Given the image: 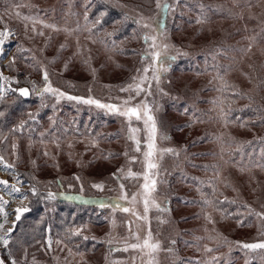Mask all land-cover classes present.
Segmentation results:
<instances>
[{
	"label": "rangeland",
	"instance_id": "rangeland-1",
	"mask_svg": "<svg viewBox=\"0 0 264 264\" xmlns=\"http://www.w3.org/2000/svg\"><path fill=\"white\" fill-rule=\"evenodd\" d=\"M194 1L195 4L188 0H179V6L176 8L175 14L188 18L192 23L185 31H179L174 37L171 36V39L176 43H180L181 38H183L186 43H190L191 46L186 48L187 51L193 53L194 58L190 57V60L201 58L202 64H205V54L211 44L218 43L224 47L239 48L246 46L250 42L248 37L255 36L253 47L247 54L241 57L238 52L230 53V55L236 56V61L233 63L232 71L225 78L240 91L247 94L254 90V87L260 85L262 89L261 93H259L264 96V83H261V81H264V36L260 33L261 31L264 33V23H262L264 21V8L260 6L261 0ZM166 2L175 4L176 0H166ZM9 3L30 4L32 7H22L19 10L25 14H38L48 22L56 23L61 27L67 25L75 29L77 24L80 25L79 31L73 35L63 31L56 32L48 28L43 29L45 35L50 37V40L49 46L41 59L56 55V50L61 43L69 45L62 51L57 60L49 65V71L53 84L73 95L88 96L91 94L103 102L120 104L122 102L120 98L127 96L128 93L121 92L119 87L127 83L131 76L135 75L137 68L142 72L143 68L150 63V60L141 61L138 56V52L145 49L146 46L140 43L139 39L132 38V30L137 26L131 20L125 22L122 29L130 32L131 40L133 41L128 42L129 47L127 49H135L136 55L129 54L123 61L125 66H127V70L123 73L119 70L114 73L111 71V69H114L112 64L105 63V59H103L105 54L103 47L105 48V46L99 41V37L101 32L107 29L101 24H105L106 21L113 23V20L118 19L123 12L135 15L131 6L142 3L145 11L155 12L154 0H4L1 4L3 5L2 8ZM249 3L253 5L251 9L248 8ZM201 4L205 5L206 10L210 9L207 11L208 20L202 25L195 23ZM85 5L88 6L90 21H95L98 17L100 19V23L93 29L95 32L93 40L95 42L87 39L89 33L86 30L83 18ZM121 5H129V7L122 8ZM106 6L109 8H106ZM100 12H104L105 15L100 17ZM172 17L171 15V20ZM10 24L12 27L22 31V23L20 21L12 19ZM41 27V25L37 24V28ZM87 27H91V24ZM107 30L109 31L110 29ZM138 31L141 30L138 29ZM77 38H79L80 45L83 46V57H90L88 64H85L81 57L73 58L71 56L76 48ZM23 42L40 56L38 48L43 46L44 37H37L33 42L26 40ZM14 45L15 40L11 41L9 47L14 50ZM179 58L182 59L184 57L181 56ZM65 61H68L66 69ZM121 61L119 59L120 64L123 65ZM175 62H172L171 69L164 74L165 78L161 82V87L171 91L173 94H175L177 89H181V100L174 101L170 96H162L157 93L154 81L152 91L155 95L148 97L149 100L157 97L158 102L163 99L167 100L170 104L169 109H175L180 113L177 118L172 116L173 114L171 113L164 115L166 121L170 122L168 119L173 121L174 118L176 121H173L175 123H167L165 121L160 130L169 139L157 137L158 148L174 147L180 153L178 157L171 153H164L158 161L160 175L157 180L160 183L157 184V200L164 201V197L167 196L168 201L165 206L170 208L171 212L162 213L156 208H152L149 212V221H136L134 217H130L129 214L124 213L120 209L114 211L112 207L101 208L98 204L100 200H103L107 205L112 202L113 198H119L120 182L125 184L129 194L137 191L143 182L142 177L133 179L122 176L121 181H117L111 176V173L122 164L131 166L134 171L143 170V152H136L132 142L126 138L127 121L124 117L99 109L95 105L77 104L75 101L67 99L59 101L55 112H53L52 104L56 103V101L51 96L44 101V107L40 106L41 99L35 94L31 95V104H25L17 94L13 93H8L6 98L0 101V112L3 113V115H0V135L8 136L7 145H0V154H3L9 163L15 165L16 173L21 174V192H27L31 183L37 186L40 195L42 191L51 190L68 191L69 193L66 194H71L70 196L81 195L84 197L83 200L74 199L79 204L78 208L69 209L65 206L67 209H61L60 204H43L40 195L33 197L29 193V199L24 200L23 203L30 205V209L33 210L25 213L20 222L27 223L29 219L35 218L32 224L35 228H38L41 225V217L50 219L60 216L64 220L63 223H66L65 220L70 218L66 225L62 223L55 225V232L52 231L50 225L46 224L41 238L37 237L36 230L32 231L35 235L33 234L31 238V245L34 247L28 249V260L30 263L33 256H35L37 264H57L53 257L59 256V264H63V258L68 256L67 248L63 244L57 245L55 243L56 239H67L65 229L85 224L86 227L82 229V232L89 239L84 241L80 238L75 241V243L79 244L80 250L85 253V264H133L132 256L136 257L135 264H141L139 250H122L123 244L120 242L125 238H129L130 242H135L134 238L128 236L129 229L126 223L128 219L134 221L132 231H137V225H140L141 237L146 234L150 223L153 238L159 239L162 247L168 246L170 238L178 239V243L175 245V253L164 251L158 253L159 264H177V261L184 262L187 260L194 262L196 258H199L203 264H210L213 257H216L220 264H223L224 259H228L229 264H245L246 261L247 264H253L254 259L257 261L262 259L264 262L262 257L264 250L259 249V253L262 255H258L256 253L258 249L251 251L242 250L235 243L236 241L254 242L264 239V235H261L258 219L251 215L254 217L255 228L248 225L235 233L237 227L228 222L220 221L216 212L209 209L207 211L212 214L216 223L215 225L208 223L203 218L199 203H196L201 197L196 189V182L192 180V177H198L207 181L212 176L211 171L205 173L202 167L194 165L202 166L219 163L221 172L229 183L225 187L222 182L218 181L215 193L221 195L220 199L222 200H224V197H227L228 201L236 200L235 204L226 202L228 206L227 212L231 213L229 216L235 215L231 204L235 210H239V214L245 213L249 215L248 210L243 208L244 204L251 205V208L256 211H264V207H262L264 205V168L253 166L245 171H240L236 165L230 162L232 159L237 161L243 159L246 163L250 160L255 163L261 162L262 155H264V144H258V141H253L252 136L244 134L237 128L232 127L231 124L227 128L223 127L222 122L215 118L217 107L212 101L219 98L221 93L215 90L218 82L213 80L214 72H204L202 70L200 75H197L194 71L181 72L177 78V87L172 89L169 86V80L173 78L171 71L173 68L175 71L182 69L177 68L179 65H176L177 62ZM208 62L209 64L211 63L210 57ZM218 62L225 65L230 63L223 56L219 58ZM249 65H252V67H249ZM20 69L19 72H10L5 69L4 75L18 76L21 81L18 86H25L23 81L29 73L31 74V80L40 81V73L26 67L22 61L20 62ZM92 69H95V78ZM150 74L151 70L149 71ZM209 81H212V83H209ZM16 86L13 85V87ZM89 88H91V93H89ZM185 88L186 93L183 91ZM183 104L194 105L197 115L201 117L203 122L194 123L191 127L185 126L190 120V115L184 114ZM18 106L25 110L22 112L23 117H20L14 124L13 122L11 123L9 117L11 112L16 111L15 109ZM18 111L20 110L18 109ZM42 111L46 112L44 116L41 114ZM29 113L42 115V120L36 119L34 126L32 124L33 121L29 118ZM162 113H164V109L160 107L157 114L163 117ZM50 117L54 119V125ZM22 120L27 121L24 132L21 133L17 128L13 137L10 129L16 124L19 125ZM133 126L141 129L138 133L142 141L141 148H146L143 143L145 139L143 122L135 121L134 119ZM49 132L52 135H48ZM30 133L34 135V138H32ZM41 133H44L43 138L46 141L44 144L40 143ZM221 133L225 134V139H228L229 135L233 138L224 145L223 159H221L220 144L212 139L213 135ZM190 136L192 138L195 137L197 140H195V143L197 142L199 146L187 149ZM201 137H207V139L201 140ZM13 138L18 144L19 159L11 155L10 144ZM54 138H59V148L50 142ZM30 139L32 141L31 144ZM93 140L96 141L95 144L92 143ZM69 143H71V147H69ZM184 146H187L186 150ZM128 148L131 149L130 155H136L141 159L129 164L123 155ZM45 149L49 153L48 156L43 155ZM108 153H112L114 158L105 159ZM249 154L253 155L250 157ZM30 160H34L35 164L31 163ZM78 160L84 162L83 167L77 166L76 161ZM89 161H91L90 165L88 164ZM73 173H78L82 177L83 192H81L80 182L72 178ZM14 174L11 170L5 171L0 166V179L12 182ZM58 178L60 180L59 184L56 183ZM50 181L52 183H49ZM101 181L105 184L103 190L91 187L93 182ZM69 184L72 185L71 188H69ZM203 188L210 195H215L211 186L207 183L203 185ZM234 188L236 191L233 190ZM254 189L255 191H253ZM5 199H9V197L5 196ZM185 201H192V203H185ZM19 203L18 199L11 200L8 210L11 211ZM120 203L126 204L127 202L121 200ZM137 208L142 212V202L137 205ZM159 216L166 218L170 216L171 224H160L157 219ZM197 216L199 218H195ZM113 217L116 220L114 227L110 223ZM11 219L12 217H10ZM37 221H40V223L37 224ZM201 224L204 227L203 229H200ZM205 228L209 230L215 228L216 231L206 232ZM109 232L111 233L110 236L106 235ZM177 233H179L178 236ZM217 234L221 236L219 242L207 239L209 235ZM48 236L53 239L52 251H46L45 238ZM198 236L204 237L198 242L201 248L200 251H197L194 246L189 247L185 244V241H193L195 243V237ZM33 237H35V240L41 241V243H35ZM92 237L96 239H92ZM223 238L230 241L231 245L224 243ZM108 239L113 240L112 246L117 248V251H108L109 245L106 242ZM205 244L215 250L211 252L203 251ZM72 246L74 247L75 244ZM60 248L64 249L63 252L59 251ZM106 255L108 256L107 262L105 261ZM68 259L72 261V264L80 261L79 256H68ZM144 261L146 264V257ZM255 264H260V262Z\"/></svg>",
	"mask_w": 264,
	"mask_h": 264
},
{
	"label": "snow or ice",
	"instance_id": "snow-or-ice-1",
	"mask_svg": "<svg viewBox=\"0 0 264 264\" xmlns=\"http://www.w3.org/2000/svg\"><path fill=\"white\" fill-rule=\"evenodd\" d=\"M155 12L145 11L144 5L137 4L131 6L135 15H130L127 12H123L118 19L113 20L114 25H118L119 27L114 28L112 32L106 33V38L101 40L100 42L105 45V47H109V42L107 38L111 39V47H115L117 41L114 39L116 32L120 31L123 28L125 22L131 20L137 27L132 30V38L133 39H142L143 44L146 48L139 53V57L141 61L150 60L148 66L143 68V71L139 68L136 69L135 75L129 78V81L119 87L121 92H127L128 95L120 98L121 103H111V102H103L98 98L93 97L91 94L88 96L83 95H73L70 92L61 89L53 84L51 79V74L49 71V65L54 63L59 55L65 50L69 45L67 43H61L59 48L56 50V55L52 57H44V52L49 46L50 37L45 35L43 31L44 28L52 29L53 31L59 32L63 31L69 35L75 34L80 29V25L77 24L76 28H70L67 25L61 27L60 25L52 22H48L47 20L40 17L38 14H25L21 12L19 9L22 7H32L30 4H18V3H9L2 10H0V101H3L6 98L8 93L19 94L21 97H29L32 94H35L37 97L41 99V107H44V101L49 97H53L56 103L52 104L53 112L56 110V105L59 101L63 99H67L69 101H75L77 104L83 103L87 105H95L99 109H104L107 112L117 114L121 117H124L127 121V130H126V138L132 142V145L135 147L136 152H143V170L142 171H134L131 166H126L124 164L120 165L115 169L114 172L111 173V176L114 177L117 181H121L122 176L138 179L142 177L143 182L140 184L137 191L128 193L125 184L123 182L119 183L120 196L119 198H113L110 204H105L103 200L98 202L99 207L104 208L106 206L112 207L115 211L116 209H120L124 213L129 214L130 217H134L136 221H149V212L152 208H156L160 212H171L170 208L165 206V203L168 201V197H164V201L157 200V184L160 183L157 180V177L160 175L159 172V159L162 158L164 153H171L175 156H179V151L174 147L167 148H158L157 147V137L159 136L161 139H169V137L163 134L160 130L163 127V118L158 116V112L160 110V104L155 99L149 100V96H154L155 94L152 91L153 81L155 82V88L157 93L162 96H170L174 101H180L182 90L177 89L175 94L171 91H167L165 88L161 87V82L165 78L164 74L167 73L171 67L172 62L176 61L179 57H193V53L186 50L187 47H190V43H186L183 38H181L180 43H176L171 39L172 32L168 27V17L171 13L173 16L172 23L176 26V31L180 30V26L175 22V11L179 6V0H176L175 4H171L166 2V0H154ZM260 6L264 8V0H261ZM122 8H127L129 5H121ZM253 5L251 3L248 4V8L251 9ZM38 8V6H37ZM200 11L197 13V17L195 20L196 24H204L208 20L207 11L205 5L201 4L199 6ZM39 11V10H38ZM104 12H100L99 16H104ZM7 17V18H6ZM83 18L86 26V30L89 35L87 39L93 40L95 36L96 25L100 23L99 17L95 21H90L88 6L85 5V11L83 13ZM12 19H16L22 23V31L18 30L11 26L10 21ZM192 23V21H189ZM264 23V21H262ZM37 24L41 25V28H37ZM91 24V27H87ZM141 30V31H138ZM37 37H44L43 46L38 48L40 56L36 54L32 50V48L26 46L23 41L33 42ZM127 39V37H125ZM249 43L246 46H242L239 48L232 47H224L218 43L211 44L205 54V66L204 72H214L213 80L218 82V86L215 90L221 93L219 98L214 99L212 102L217 107V115L216 119L222 122V126L227 128L230 123L233 122V109L230 107H225V103L229 100H235L238 97L247 96L249 100H252L251 96H248L247 93L240 91L234 84H231L225 77L226 75L232 71L233 63L236 61L235 55H230V53H240L241 57L247 54L253 47V42L255 41V36L248 37ZM15 40L14 50L9 47L11 41ZM95 42V40H93ZM129 54L136 55V50L131 49L128 50ZM174 53V54H173ZM71 56L81 57L83 58V62L85 64L89 63L88 58L83 57V46L80 45L79 38H77L76 48L72 52ZM223 56L225 59L230 61L229 64H221L219 63V58ZM211 58V63L209 64L208 60ZM26 67L31 68L33 71H38L40 73V81L30 79V73L28 76L24 78L25 86L20 85L21 81L18 76H6L4 75V70L7 69L10 72L16 71L19 72L20 62ZM47 61V62H45ZM68 67V61H65V69ZM252 67V65H249ZM151 70V74L149 75V71ZM93 75L95 74V69H92ZM197 75H200L201 72L197 71ZM95 78V75H94ZM172 81L169 80V84ZM212 83V81H209ZM264 83V81H261ZM13 85H17L13 87ZM186 93V88L183 90ZM89 93H91V88H89ZM224 93H230L229 96L223 95ZM139 97V99H138ZM249 107V106H245ZM183 112L186 115H190L189 122L185 125L187 127H191L194 123L203 122L201 117L197 115V110L194 105L183 104L182 105ZM256 117L260 125L264 126V107L257 108L255 110ZM0 115H3L0 112ZM29 118L35 122L37 119L36 115L29 113ZM142 121L143 122V131L145 132V139L143 143L146 145V148H141V139L138 136V133L141 131L140 128L133 126V120ZM251 120V118H247ZM50 120H53V125L55 121L52 117ZM235 122L240 124L241 127L250 126L249 123H241L240 118H235ZM27 125V121L22 120L19 125H14L10 132L15 136V132L17 128L21 133L24 132L25 127ZM67 131V130H65ZM48 135H52L51 132ZM44 133H41L40 143L44 144L46 141L44 140ZM207 139V137H201V140ZM212 139L220 144V153L221 159H223L224 153V145L231 141L233 138L229 135L228 139H225V134L221 133L219 135H213ZM259 139L264 140V137H260ZM8 136L0 135V145H7ZM55 144L57 148L60 147L59 138H54L50 141ZM32 143L30 139V144ZM93 144L96 143L95 140L92 141ZM251 143V141H249ZM69 147H71V143H69ZM185 150L187 146H184ZM11 155L19 159V151L18 144L13 138L12 143L10 144ZM130 148L126 149L123 155L126 158V161L130 164L131 162H135L140 157L136 155H130ZM43 155L48 156L49 153L47 149H45ZM253 154H249L251 157ZM114 158L112 153H108L105 159ZM31 163L35 164L34 160H30ZM232 164L236 165L240 171H245L249 167H260L264 168V155H262L261 162L255 163L253 161L245 162L243 159L237 161L232 159L230 161ZM78 167H83L84 162L81 160L76 161ZM91 164V161L88 162ZM0 166L3 167L5 171L11 170L15 174L13 175L12 182L8 180L0 179V264H30L28 260V247L26 246L27 241L22 236H16V229L18 227V223L24 217V214L29 212L30 205H26L23 203L24 200L29 199V193L33 197L40 195L38 192V188L35 184L29 185L27 192H21L20 185L22 183L20 179V173L15 172V165L13 163H9L8 160L5 159L3 154H0ZM196 167H202L205 172L211 171L212 176L207 180H201L198 177H192V180L195 183L196 189L201 197L199 203L201 208V213L203 218L210 224L215 225L216 220L212 216L210 212L207 211L208 208H212L217 211H221L222 215H224L223 210L219 207L223 202H229L232 204L236 203V200L228 201L227 197H224V201L217 200L207 193V191L203 188V185L207 183L211 186L213 193L217 191V182H222L225 187L228 186V179L223 176L221 172V166L219 163H214L212 165H194ZM58 167V165H57ZM155 170V171H153ZM73 179L80 182L81 192H83V181L82 177L78 173H73ZM49 183H52L51 181ZM57 184L60 183L59 178L56 181ZM69 188L72 187L71 184L68 185ZM91 187L98 190H103L105 184L103 181L101 182H93ZM236 191V189H233ZM255 191V189L253 190ZM57 195L64 196L63 192L56 193L51 190L47 191L46 195H40V198L45 201H52L56 198ZM5 196L9 197V199H5ZM68 199L75 200H83L84 197L81 195L68 196ZM18 199L20 201L11 211L8 210L11 200ZM126 201V204H121L120 201ZM87 202V201H85ZM96 202V201H93ZM142 202L143 210L142 212L137 208V205ZM185 203H192V201H185ZM264 207V205H262ZM243 208L248 210L249 215H254L258 221L261 230V235H264V211H256L251 208V205L244 204ZM239 211V210H238ZM231 215V213H228ZM10 217L12 219L10 220ZM199 218V216L195 217ZM43 219V217H41ZM160 224H171V217L159 216L157 217ZM40 221H37L39 224ZM111 225L114 227L116 224V220L113 219L110 221ZM128 225V236L130 238H134L135 242H130L129 238H125L120 243L123 244V251L139 250V255L141 257V264H145L144 258H147L146 264H159L157 259V255L159 252L164 251L168 253H175V245L178 243L177 238H170L168 241L167 247L161 246V241L159 239L153 238V233L151 231L150 223L146 234L141 237L139 228L140 225H137V231H132V225L134 221L132 219L126 220ZM237 224L242 225L243 220L237 219ZM86 227L85 224H80L78 226L69 227L65 229V234L67 239L61 240L59 238L56 239L55 243L57 245L63 244L65 248H67L68 256H79L80 261H77L76 264H85V253L80 250L79 244L75 243L77 239L82 238L84 241H87L89 237L84 235L82 229ZM205 231L215 232L216 229L212 228L211 230L205 228ZM110 232L106 235L110 236ZM179 233H177V236ZM92 239H96L92 237ZM204 239V237H195V243L193 241H185V244L189 247H196L197 251H200L201 248L199 246V241ZM210 241H217L221 239L220 234L217 235H209L207 237ZM35 243H41V241L35 240ZM107 244L109 245V252L117 251L118 249L113 247V240L108 239ZM223 242L231 245V242L226 238H223ZM45 243L47 245L46 251H52L53 239L51 236L45 238ZM237 245L241 247L242 250H264V239L256 240L254 242H244V241H236ZM75 244L73 247L72 245ZM43 246V245H42ZM63 248H60L59 251L63 252ZM212 247L208 244L203 246V251L211 252L214 251ZM231 250V248H230ZM68 256L63 258V264H72V261L68 259ZM54 260L57 261V264L60 262L59 256H54ZM133 264H135V256L131 257ZM105 261H108V256H105ZM31 264H36L35 256H33ZM177 264H203L199 258H196L193 262L192 260H187L184 262L177 261ZM210 264H220V261L213 257ZM223 264H229L228 259L223 260ZM247 264V261L245 262Z\"/></svg>",
	"mask_w": 264,
	"mask_h": 264
},
{
	"label": "trees",
	"instance_id": "trees-1",
	"mask_svg": "<svg viewBox=\"0 0 264 264\" xmlns=\"http://www.w3.org/2000/svg\"><path fill=\"white\" fill-rule=\"evenodd\" d=\"M188 1L192 2L193 4H195L194 0H188ZM3 2H4V0L3 1L0 0V10L3 9L2 8L3 5H1ZM106 8H109V7L106 6ZM171 15L172 14L170 13L169 16L171 17ZM170 17H168V27H169L170 31L172 32V36L173 37H174V35L177 32L185 31L186 29H188L189 26H191V23H189L188 18H185V17L179 16L178 14L177 15L175 14V22H176V24H178L180 26V30L176 31V26H175V24L172 23L173 17H172V20H171ZM169 18H170V20H169ZM101 26H105V27H107V29H110V30L108 31L106 29V31L101 32L100 37L98 36L99 37V41H101V40L106 38V33L112 32L114 28L119 27L118 25H114L111 21H106L105 24H101ZM260 33L264 36V33L262 31ZM125 37H127V40L125 39ZM107 39H108V42H109V47H105V48L103 47V49L105 51L103 59H105L104 61H105L106 64H108V63L112 64L114 69H111V71H113L115 73V72H117V70H119L121 73H123L125 70H127V66H125L123 61L129 55V51L127 49L129 47L128 46V42L133 41V40H131L130 32L129 31L127 32V30L122 29V28H121L120 31L116 32L114 39L117 41V43H116L115 47H111L110 46L111 45V39H113V38H107ZM139 42L143 44L142 39H139ZM143 50H141V51H143ZM141 51L138 52V56H139V53ZM119 59L122 60L121 63L123 65L120 64ZM190 59H191L190 57H184L182 59L178 58L176 60V62H177V63L175 62L176 65H179V66H177V68H182V69H180L178 71H175L174 68L172 69V71H171V74L173 76V78H171L172 84H169V86L172 89H173V87H177V78L179 77L181 72H185V71H194V72L200 71L201 72L204 69L205 64L204 63L202 64V62L200 60L201 58H199V59L195 58L193 61H191ZM191 68H193V70H191ZM261 89H262V87L260 85H258L257 87H254V90H252L248 94V96L252 97V100H249L247 98V96H242V97L236 98L235 100H229L224 105L226 108L230 107L231 109L234 110L233 111L234 119H233V122L230 123L231 126L237 128L239 131L243 132L244 134H248V135L252 136L253 137L252 140L255 141V142L258 141V144H264V140L259 139L260 137H264V126L259 124L258 119L256 117V112H255V110L257 108L264 107V96L260 95ZM223 95L229 96L230 93H224ZM20 98L25 102V104H28V103L31 102V95H30V98L28 100H25L22 97H20ZM154 99L156 101H158L157 97H155ZM159 104L164 109V113H162V115H163V117H162L163 118V124L166 121L165 120L166 118H165L164 115H168L169 113H171V114H173L172 116H174L175 118L179 117L180 113L177 110H175V109L170 110L169 109L170 104H169V102L167 100L163 99V100H161L159 102ZM245 106H249V107H245ZM14 108H15V105H14ZM18 109L20 111H18ZM15 110L16 111H12L11 112V116L9 117V120H11V123L13 122L14 124H15V122L18 119H20V117H23L22 112L25 109H23L22 107L18 106ZM41 114L44 116L46 114V112L42 111ZM42 115L37 114L36 115L37 119L42 120ZM237 117L240 118V121H241L242 124L243 123H249L250 126L241 127L240 124H237L235 122V118H237ZM175 118H174L173 121H176ZM247 118H251V120H248ZM168 120L171 123H175V122L171 121L170 119H168ZM166 122L170 123L168 121H166ZM32 124L35 126L34 122H32ZM81 124H82V122H81ZM65 125L67 126V124H65ZM30 135L32 136V138H34V135H32L31 133H30ZM173 139H174V137H173ZM195 140H196L195 137L192 138L190 136L189 142L187 143V146H188L187 149H191L194 146L195 147L199 146V144L197 142L195 143ZM191 141H193V142H191ZM106 143H107V141H106ZM53 192H56V193L63 192L65 195L64 196L57 195L56 198L54 200H52V201H45V200L41 199L43 204L51 205L53 203H57V204H60V208L61 209H63V208L67 209L65 206H67L69 209H76V208L79 207V204H77L74 201V199H68L67 198L68 196L71 195V194H66V193H69L68 191H53ZM46 194H47V191L46 192L42 191L41 195H46ZM210 196H212L213 198H215L217 200L224 201V200L220 199L221 195H218L216 193H215V195H210ZM219 207L222 208L224 215H222L221 211H217V210H214L212 208H208L207 210L210 209L211 211L216 212V215L218 216L217 218L220 221L228 222L229 224H233L234 227H237L235 233L238 232L239 230H241V228H244V227H246L248 225H250V227H254L255 228L256 224L254 222V217L253 216L247 215L245 213L244 214H239L238 213L239 211L235 210L233 208L232 204H231V207H232V210L235 212V215L229 216L228 212H227L228 206L226 205V202H223ZM31 210H33V209H31ZM69 219L70 218L66 219L65 220L66 223H63L64 220H62V218L60 216H55L54 218H50V219L43 218V219H41V225H39L38 228H35L34 225L32 224V221H35V218L34 219H29L28 220L29 222H27V223H25V222L24 223L20 222V224L18 223V227L16 229V236H18V237L22 236L27 241L26 246L28 247V249H30V248L32 249L34 247L33 245H31V242H32L31 238H32V236L34 234V233H32V231L36 230L37 231V237L41 238L42 235H43V231L45 229L46 224L50 225V227H52V231L55 232V230H56L55 225L60 224V223L66 225L69 222ZM237 219H242L243 220V224L242 225L237 224ZM25 221H27V220H25ZM203 228L204 227L201 224L200 229H203ZM59 230H60V228H59ZM256 253L258 255H262L261 253H259V249H258V251ZM262 257L264 258V255H262ZM261 260L257 261L256 259H254L253 260V264H255L257 262H260V264H264L263 260H262V262H261Z\"/></svg>",
	"mask_w": 264,
	"mask_h": 264
},
{
	"label": "water",
	"instance_id": "water-1",
	"mask_svg": "<svg viewBox=\"0 0 264 264\" xmlns=\"http://www.w3.org/2000/svg\"><path fill=\"white\" fill-rule=\"evenodd\" d=\"M19 95V94H18ZM21 97V96H20ZM23 99H25V100H28L29 98H30V96L29 97H22Z\"/></svg>",
	"mask_w": 264,
	"mask_h": 264
}]
</instances>
